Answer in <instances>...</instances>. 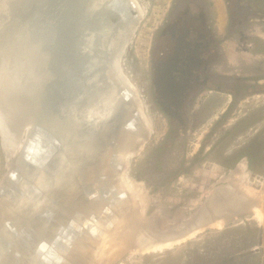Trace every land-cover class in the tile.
I'll use <instances>...</instances> for the list:
<instances>
[{
  "label": "water",
  "instance_id": "obj_1",
  "mask_svg": "<svg viewBox=\"0 0 264 264\" xmlns=\"http://www.w3.org/2000/svg\"><path fill=\"white\" fill-rule=\"evenodd\" d=\"M135 4L0 0V124L24 134L0 181V264H96L91 252L114 230L107 222L124 224L126 208L139 209L128 205L118 181L124 156L136 154L148 136L137 91L118 75L140 19ZM80 142L88 147L73 155ZM236 183L230 176L214 186L233 190L238 208L228 209L229 218L250 212L239 207L244 201L261 204ZM54 185L46 194L59 195L47 199L41 187ZM211 205L209 196L163 229L155 213L143 224L150 234L181 237L195 220L204 227L224 210L220 205L209 215Z\"/></svg>",
  "mask_w": 264,
  "mask_h": 264
},
{
  "label": "rangeland",
  "instance_id": "obj_2",
  "mask_svg": "<svg viewBox=\"0 0 264 264\" xmlns=\"http://www.w3.org/2000/svg\"><path fill=\"white\" fill-rule=\"evenodd\" d=\"M136 1L143 13L121 56L120 68L137 91L148 130L147 140L128 160L126 170V176L144 194L145 216L148 218L156 211L159 218L191 216L207 201L216 183L230 176L236 178L235 167L242 162L247 183L255 190L250 196L261 202L255 194L264 190V22L252 19L248 34L236 28L219 40L225 45L222 56L226 58L221 59L220 75L229 79L227 85L201 89L196 99L180 109L179 118L168 119L156 104L154 111L149 110L146 100L152 34L160 24L168 0ZM212 3L221 20L220 0ZM214 75L215 72L211 74ZM5 172L0 143V181ZM252 217L249 212L232 216L221 229H204L197 237L161 253L132 257L128 251L117 256L106 253L99 261L264 264V223L258 225Z\"/></svg>",
  "mask_w": 264,
  "mask_h": 264
},
{
  "label": "flooded vegetation",
  "instance_id": "obj_3",
  "mask_svg": "<svg viewBox=\"0 0 264 264\" xmlns=\"http://www.w3.org/2000/svg\"><path fill=\"white\" fill-rule=\"evenodd\" d=\"M212 1L168 0L152 34L146 100L149 110L156 104L168 119L179 118L180 109L201 89L227 85L229 79L220 75L221 59L226 58L219 40L236 28L248 34L252 19L264 22V0H220L221 20Z\"/></svg>",
  "mask_w": 264,
  "mask_h": 264
},
{
  "label": "bare ground",
  "instance_id": "obj_4",
  "mask_svg": "<svg viewBox=\"0 0 264 264\" xmlns=\"http://www.w3.org/2000/svg\"><path fill=\"white\" fill-rule=\"evenodd\" d=\"M136 4L135 6L138 9L139 15L141 17V14L143 13V9L140 7V5H138L136 0H133ZM121 59V58H120ZM118 75L120 77V79L122 81H124L125 83H127L129 85V87L131 86V84L129 83V81L125 78V76L122 74L121 72V68H120V61H119V70H118ZM131 88V87H130ZM137 97V96H136ZM140 108V112H141V106L139 105ZM106 123V122H104ZM148 125V124H147ZM107 126V124H106ZM104 125L102 132H106V127ZM149 127V125H148ZM16 128L12 125L11 127H5L2 124H0V143L5 155V167L7 168L8 165L12 162L14 155H16L18 153V151L20 150V147L22 146V142H23V136L24 134L21 133H16V131H14ZM17 130V129H16ZM130 140H132V138H130ZM86 147H88V144L86 142H80L78 143V146H73V150H70V152L75 155V153L79 154L81 151L83 152V150L86 149ZM134 156V155H132ZM130 155H125L123 159H125V169L123 170V173L118 176V181L119 183H123L124 188L126 189L127 193H129L130 196V201H127V203H129L128 205L133 206V208H139L136 209L134 212H129V209L126 208L127 211H124V216H125V221L124 224H119V221H115L114 219H112L111 222H107V225H113L111 226L112 228H114V230L110 231L107 234H104L103 237H101L99 240V244L97 245V247L91 252L93 255V259L96 261V264H101L99 259H102L103 256L106 255V253L108 254H121L123 251H128V254L130 255V257L134 256V255H143V254H156V253H161L164 250H169L170 248H172L175 245H178L180 243H184V241L190 240L194 237H197L198 234H200L201 231H203L204 229H221L223 227V225L225 224V221H227L229 219L228 215L229 213L231 214L232 212L228 211V209L230 208H238V206L236 205H232L233 204V197H232V188H228L226 185L223 186L221 185V187H219L217 190L213 189L212 191H209L210 194V199L212 201V205L214 210L211 209V213L209 215H212L213 213L217 212V209L220 205H224L222 208L224 209L223 211H221V214L218 217L213 218L212 221H210L209 223H207L206 225H204V227H202L201 225V220L197 219L194 221V223L192 224V226H186L183 231L185 232V234L181 237H175V235H170V236H166V235H158L155 233L150 234L149 230L147 229V224H143V223H147V217L144 214V206H145V198H144V194L142 193V191H140V189H138V186L135 185L127 176H126V170H127V166H128V160L132 157ZM243 163V162H242ZM239 163L235 168V171L237 173V176H235V180H237L238 182L236 183L238 186L241 184V187H243V194L245 195H253L255 192V190H253L252 188L249 187L248 182V175L246 173V170L244 169V164ZM69 166H71L69 164ZM61 167H63L61 165ZM64 169V168H62ZM234 173V172H233ZM54 174H52L53 176ZM54 178V176H53ZM52 178V179H53ZM64 179H59L58 182L62 181ZM112 181V180H111ZM115 184L116 181H112V184ZM38 184L41 185V181H38ZM227 184V183H226ZM57 185V184H55ZM54 185V186H55ZM110 185V186H111ZM50 186L47 188V186H42L41 190H45V194H46V190L48 189H52V188H56V186ZM116 187V184H115ZM121 187V186H120ZM56 189H53L50 191V193L55 192ZM264 191V190H263ZM261 191L260 195L259 193L255 194L257 197L260 196L261 203H257L254 204L253 201H244L242 204L239 205L240 208L247 209L250 212V215H252L253 217L251 219H253L256 224L261 225L264 223V192ZM263 192V193H262ZM51 193V194H52ZM57 195H59L57 193ZM57 195H50L49 193L46 194V198L49 199V197H51L50 199L55 198V196ZM209 197V196H207ZM123 198V197H121ZM253 198H256L255 196ZM233 199V200H232ZM119 201L121 199H118ZM257 200V199H256ZM205 202V200H204ZM21 204H27L25 201L20 202ZM126 203V204H127ZM124 204V205H126ZM211 205V206H212ZM20 206V205H19ZM43 206H45L43 204ZM244 206V207H243ZM200 207V206H199ZM26 209H28L27 207H23ZM42 208V207H40ZM199 209V208H198ZM55 212L57 211V209H54ZM20 211V210H19ZM48 212H50V209H47ZM215 211V212H213ZM25 212H29L27 213L28 216H31L32 209H30L29 211H25ZM24 212V214L26 215V213ZM158 211L155 212L156 215H158ZM208 215V216H209ZM232 215V214H231ZM237 216V215H234ZM233 216V217H234ZM32 217V216H31ZM160 217L158 220V225L160 228H164V226L168 227L171 226L173 224H176L177 222L182 221V219H176L174 218L172 221H165L164 223V218ZM115 222V223H114ZM186 222V221H185ZM114 223V224H113ZM183 223V222H182ZM106 224V223H105ZM199 226H194V225H198ZM142 225V227H141ZM100 229V228H99ZM98 229V230H99ZM104 233V232H102ZM101 236V235H100ZM90 253V250H89ZM120 256V255H119ZM118 256V257H119ZM82 257V256H81ZM109 258V257H108ZM107 258V259H108ZM72 259L74 261H76L78 259V257H72ZM118 259V258H117ZM71 260V259H70ZM112 260V259H109ZM113 261H111L112 263ZM107 264V263H106ZM110 264V263H108Z\"/></svg>",
  "mask_w": 264,
  "mask_h": 264
}]
</instances>
